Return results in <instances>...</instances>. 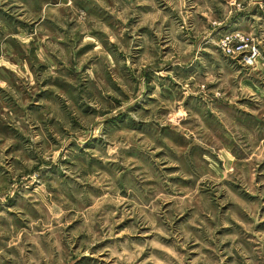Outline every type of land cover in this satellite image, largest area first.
<instances>
[{
	"label": "rangeland",
	"instance_id": "374dc122",
	"mask_svg": "<svg viewBox=\"0 0 264 264\" xmlns=\"http://www.w3.org/2000/svg\"><path fill=\"white\" fill-rule=\"evenodd\" d=\"M0 264H264V0H0Z\"/></svg>",
	"mask_w": 264,
	"mask_h": 264
}]
</instances>
